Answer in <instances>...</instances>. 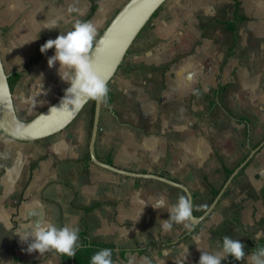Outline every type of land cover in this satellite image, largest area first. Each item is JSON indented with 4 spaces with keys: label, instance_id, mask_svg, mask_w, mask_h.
<instances>
[{
    "label": "crops",
    "instance_id": "1",
    "mask_svg": "<svg viewBox=\"0 0 264 264\" xmlns=\"http://www.w3.org/2000/svg\"><path fill=\"white\" fill-rule=\"evenodd\" d=\"M95 2L86 21L98 36L125 0ZM90 6L91 0H0V57L7 75L21 72L11 88L21 117L68 85L58 63L47 65L54 48L27 62ZM52 24L58 28L48 30ZM107 84L112 101L101 103L96 156L183 183L193 213L201 214L226 169L264 137V0H165ZM88 125L87 108L39 139L0 131V264H72L54 251H27L32 238L22 239L37 221L85 226L89 238L114 244L113 264H143L145 257L152 264H198L201 251L218 250L225 235L245 246V259L233 264H248L247 254L264 238V143L203 219L164 232L160 220L184 191L92 162Z\"/></svg>",
    "mask_w": 264,
    "mask_h": 264
},
{
    "label": "clouds",
    "instance_id": "2",
    "mask_svg": "<svg viewBox=\"0 0 264 264\" xmlns=\"http://www.w3.org/2000/svg\"><path fill=\"white\" fill-rule=\"evenodd\" d=\"M55 28H58V25L52 24L47 29ZM96 36L97 26L92 21L78 19L73 23L71 30L59 34L55 39L47 40L40 47L42 54L54 48V54L48 58L47 65L52 68L58 63V76L69 85L64 90L60 107H53L51 111L62 110L72 114L82 110L89 101L107 103L110 91L107 79L98 75L90 57ZM17 126L23 127L22 122L18 121ZM164 203V198L159 197L158 206H163ZM192 210L193 204L189 197L179 196L168 208V219L160 220L161 229L169 232L174 224H184L188 227ZM29 236L32 242L28 245L27 251H36L41 255L54 251L58 255L74 257L77 249L81 247L78 227L68 225L58 227L51 222L37 221L22 240L28 239ZM244 247L240 241L225 235L218 250L211 253L201 251L198 264H221L229 256L236 261H242L246 256ZM247 258L248 264H264V246H257L255 251L247 254ZM91 264H113L112 250L105 248L97 251L91 256ZM143 264H152V261L145 257Z\"/></svg>",
    "mask_w": 264,
    "mask_h": 264
},
{
    "label": "water",
    "instance_id": "3",
    "mask_svg": "<svg viewBox=\"0 0 264 264\" xmlns=\"http://www.w3.org/2000/svg\"><path fill=\"white\" fill-rule=\"evenodd\" d=\"M165 0H125V2L117 9L112 18L101 30L94 42L93 50L90 54L92 63L98 75L108 80L112 77L128 47L138 35L140 30L153 15L154 11ZM67 85L64 90L68 87ZM64 90L50 104L39 110L36 114L29 118L21 117L14 106L12 92L8 83L7 73L3 67L0 57V131L8 136L20 140H35L52 133L58 132L65 128L78 114L74 112L69 114L65 111H51L53 107L59 108L61 98L64 96ZM101 103L95 102L92 116V124L88 139V153L92 162L120 172L122 174L132 176H144L155 178L182 189L192 202V195L187 186L172 178L155 172L133 171L119 167L115 164L108 163L99 159L94 150V142L98 128V118ZM71 108V106H69ZM22 122L23 127H18L17 122ZM264 143V137L254 147L250 148L248 154L232 169L226 176L218 192L213 196L205 210L195 215L192 210L190 219L191 224L196 225L203 219L215 206L218 199L231 182L237 172L247 163L258 148ZM264 191V179H263ZM74 264L72 257H70Z\"/></svg>",
    "mask_w": 264,
    "mask_h": 264
},
{
    "label": "trees",
    "instance_id": "4",
    "mask_svg": "<svg viewBox=\"0 0 264 264\" xmlns=\"http://www.w3.org/2000/svg\"><path fill=\"white\" fill-rule=\"evenodd\" d=\"M96 7H97V4H96L95 0H91L90 11L88 12V14L81 21H86L94 13ZM45 42H42V43L39 44L38 51L29 59V61L27 62V65H30V64L34 63L36 60H38L44 54V53L42 54L40 52V47ZM50 50H52V49H49L48 51H50ZM20 73L21 72H14L12 74H8L7 75V79H8V83H9L10 89L12 88L14 82L19 78ZM111 101H112V94H111V92H109L107 103H110ZM94 105H95V101H89L84 106V107L88 108V113H89L88 134H90L91 124H92V116H93V111H94ZM108 163H110V162H108ZM32 165H33V163H32ZM231 171H232V169H229V170L226 169V173H228V174ZM217 192H218V189H215L213 191V196ZM94 205L95 204H91L90 206H87L85 209H90ZM79 235H80V238H81V242H80L81 247H79L77 249L76 256L72 257L74 264H91V256L93 254H95L97 251L101 250V249H105V248L111 249L112 250V254H113V252H114V244L110 243V242L96 241V240H93V239L89 238L88 235H87V230H86L85 226H82V228L79 230ZM257 243L260 244V246H264V238L259 239L257 241ZM125 252H126V250H124V249L120 250V254H123ZM62 257H66V256H62ZM234 261H235V259H233L231 256H229L226 260L222 261L221 264H233Z\"/></svg>",
    "mask_w": 264,
    "mask_h": 264
},
{
    "label": "rangeland",
    "instance_id": "5",
    "mask_svg": "<svg viewBox=\"0 0 264 264\" xmlns=\"http://www.w3.org/2000/svg\"><path fill=\"white\" fill-rule=\"evenodd\" d=\"M83 112H85L86 113V115H87V107H83ZM32 115H30L29 117H31Z\"/></svg>",
    "mask_w": 264,
    "mask_h": 264
}]
</instances>
